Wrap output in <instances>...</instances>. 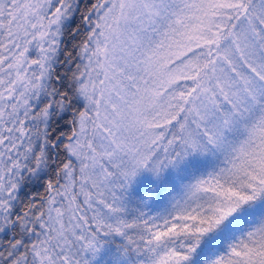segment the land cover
Listing matches in <instances>:
<instances>
[{
	"label": "snow or ice",
	"instance_id": "1",
	"mask_svg": "<svg viewBox=\"0 0 264 264\" xmlns=\"http://www.w3.org/2000/svg\"><path fill=\"white\" fill-rule=\"evenodd\" d=\"M0 264H264V0H0Z\"/></svg>",
	"mask_w": 264,
	"mask_h": 264
},
{
	"label": "trees",
	"instance_id": "2",
	"mask_svg": "<svg viewBox=\"0 0 264 264\" xmlns=\"http://www.w3.org/2000/svg\"><path fill=\"white\" fill-rule=\"evenodd\" d=\"M76 23H77V21H73L72 25L70 26V28L74 27ZM72 43H73V40H72V37L70 35V29H69V33H66L65 38H64V48H65V50H72ZM63 59H64V56H63V54H61L60 60H63ZM58 71H63V66H58ZM32 187H33V190H38L39 189V185L38 184L34 185Z\"/></svg>",
	"mask_w": 264,
	"mask_h": 264
},
{
	"label": "rangeland",
	"instance_id": "3",
	"mask_svg": "<svg viewBox=\"0 0 264 264\" xmlns=\"http://www.w3.org/2000/svg\"><path fill=\"white\" fill-rule=\"evenodd\" d=\"M34 55V54H33Z\"/></svg>",
	"mask_w": 264,
	"mask_h": 264
}]
</instances>
